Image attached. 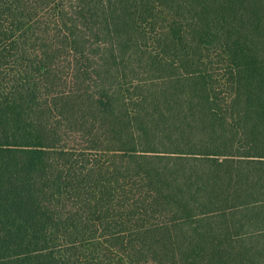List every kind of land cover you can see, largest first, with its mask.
<instances>
[{"label":"trees","instance_id":"1","mask_svg":"<svg viewBox=\"0 0 264 264\" xmlns=\"http://www.w3.org/2000/svg\"><path fill=\"white\" fill-rule=\"evenodd\" d=\"M0 264H264V0H0Z\"/></svg>","mask_w":264,"mask_h":264},{"label":"rangeland","instance_id":"2","mask_svg":"<svg viewBox=\"0 0 264 264\" xmlns=\"http://www.w3.org/2000/svg\"><path fill=\"white\" fill-rule=\"evenodd\" d=\"M212 60H213V58H212ZM212 60H211V62H212ZM214 60L215 61L212 64L210 62V67L212 68V71L214 73H220L221 72V68L223 67V65L218 62L219 59L214 57Z\"/></svg>","mask_w":264,"mask_h":264}]
</instances>
